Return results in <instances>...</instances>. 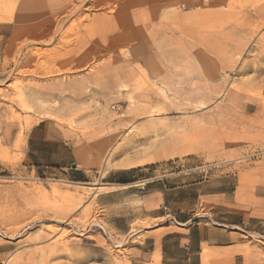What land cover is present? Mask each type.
I'll list each match as a JSON object with an SVG mask.
<instances>
[{"label":"rangeland","instance_id":"1","mask_svg":"<svg viewBox=\"0 0 264 264\" xmlns=\"http://www.w3.org/2000/svg\"><path fill=\"white\" fill-rule=\"evenodd\" d=\"M182 210L264 264V0H0V264H130Z\"/></svg>","mask_w":264,"mask_h":264},{"label":"crops","instance_id":"2","mask_svg":"<svg viewBox=\"0 0 264 264\" xmlns=\"http://www.w3.org/2000/svg\"><path fill=\"white\" fill-rule=\"evenodd\" d=\"M155 218L163 222L150 228L152 248H139L138 256L130 259V264H186V256H190L189 264H207L200 251L205 245L215 251L221 246L234 248L239 242L236 230L207 225L206 221L197 223V216L190 212L182 210Z\"/></svg>","mask_w":264,"mask_h":264},{"label":"trees","instance_id":"3","mask_svg":"<svg viewBox=\"0 0 264 264\" xmlns=\"http://www.w3.org/2000/svg\"><path fill=\"white\" fill-rule=\"evenodd\" d=\"M124 174H126V172H122L120 175H124Z\"/></svg>","mask_w":264,"mask_h":264}]
</instances>
